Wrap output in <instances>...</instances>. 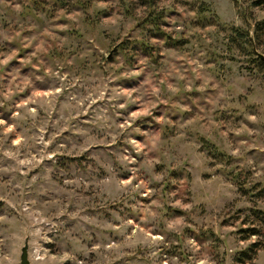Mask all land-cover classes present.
I'll return each instance as SVG.
<instances>
[{
	"label": "rangeland",
	"instance_id": "374dc122",
	"mask_svg": "<svg viewBox=\"0 0 264 264\" xmlns=\"http://www.w3.org/2000/svg\"><path fill=\"white\" fill-rule=\"evenodd\" d=\"M250 1L0 0V264H264Z\"/></svg>",
	"mask_w": 264,
	"mask_h": 264
},
{
	"label": "trees",
	"instance_id": "16d2710c",
	"mask_svg": "<svg viewBox=\"0 0 264 264\" xmlns=\"http://www.w3.org/2000/svg\"><path fill=\"white\" fill-rule=\"evenodd\" d=\"M91 1H100V0H84V3L88 5ZM138 4L142 7H144L145 10V16L144 19L142 20L143 25H149V27H154L156 28L160 35H163L167 37V34L160 30L159 27V22L161 18V12L157 11L155 9V4L157 0H137ZM200 3L198 4L197 12L199 13L200 16L204 17V14L207 13L208 9L204 5L203 0H198ZM234 5L238 4V0H232ZM250 7H264V0H251L249 2ZM240 15L243 18L244 23L247 25V28H240V27H235L233 28V35L230 36L231 41H237L238 37H243V42L242 46L247 49V54L251 57L253 62L255 63V66L258 67L260 71L264 74V55L263 58H260L256 56L255 54V48L254 45L258 46H264V18L255 22H249L250 18V13L245 10V8L240 10ZM142 46L144 48H149L147 43L144 41L142 42ZM252 214L256 218V226L257 227H249L246 228L245 230L249 231L251 235H261L263 238L264 243V210L259 209V208H253ZM263 230V231H262ZM251 246L255 247L257 249V244L253 243ZM252 250V249H251ZM250 246H246L244 249H242L239 253L241 255V258L239 260H245L249 259L251 254H250ZM249 251V252H248Z\"/></svg>",
	"mask_w": 264,
	"mask_h": 264
},
{
	"label": "water",
	"instance_id": "95a60500",
	"mask_svg": "<svg viewBox=\"0 0 264 264\" xmlns=\"http://www.w3.org/2000/svg\"><path fill=\"white\" fill-rule=\"evenodd\" d=\"M256 56L263 58V55L260 54L255 50ZM19 263L20 264H30L28 258H27V240H24L23 246L20 249V254H19Z\"/></svg>",
	"mask_w": 264,
	"mask_h": 264
}]
</instances>
